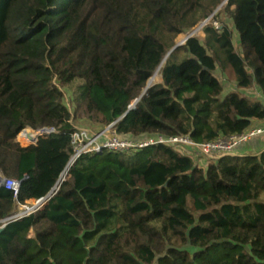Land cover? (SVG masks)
Listing matches in <instances>:
<instances>
[{"label":"trees","instance_id":"16d2710c","mask_svg":"<svg viewBox=\"0 0 264 264\" xmlns=\"http://www.w3.org/2000/svg\"><path fill=\"white\" fill-rule=\"evenodd\" d=\"M222 1L0 0V178L21 182L16 196L0 186V264H264V150L202 167L157 143L86 153L68 167L74 121L207 143L264 120L261 100L220 98L215 73L230 68L238 88L264 98V0L215 12ZM211 15L121 118L177 38ZM27 127L56 133L23 146Z\"/></svg>","mask_w":264,"mask_h":264},{"label":"built area","instance_id":"2783aa9c","mask_svg":"<svg viewBox=\"0 0 264 264\" xmlns=\"http://www.w3.org/2000/svg\"><path fill=\"white\" fill-rule=\"evenodd\" d=\"M217 26V23H215ZM112 126L106 127V129L100 132H93L85 128H75L71 134L72 145H73V155L70 159L68 167L71 166L80 156L90 152H101L104 149L108 150H118V151H128L132 149H139L146 147L151 144L163 143L167 145L177 146L187 151V153H195L202 159L216 160L222 156L236 155L235 149L240 144L248 142L250 139L263 135L264 126H251L246 131L240 134H234L230 137L219 138L215 141L207 143H198L190 139L188 136H173V137H149L146 139H135L130 137H120L115 131L111 130ZM56 133L54 128L42 127L39 129L24 128L22 129L17 138L19 141L20 134L32 135L34 139H37L44 134ZM30 144H35L31 138H29ZM20 142V141H19ZM67 167V169H68ZM0 186L13 191L16 196L19 189V182L15 179L10 178H0ZM47 200V198H41L38 200H33L31 205H20L19 211L15 216H22L24 214L34 212L38 210L42 204ZM24 207V209L20 208Z\"/></svg>","mask_w":264,"mask_h":264},{"label":"rangeland","instance_id":"374dc122","mask_svg":"<svg viewBox=\"0 0 264 264\" xmlns=\"http://www.w3.org/2000/svg\"><path fill=\"white\" fill-rule=\"evenodd\" d=\"M220 18L224 19L225 22L230 26V28L232 29L233 33H234V41H235V44H237L238 42V36L237 34L234 32V29L231 25V21L225 16V14H221ZM211 19V18H210ZM208 19L207 22L210 20ZM206 22V23H207ZM200 24V23H199ZM198 24V25H199ZM198 25H196L192 30L196 29L198 27ZM191 30V31H192ZM190 31H188L187 33H189ZM182 34L180 35L178 38H177V41L176 42H179L181 41L182 39H184V37L186 36V34ZM194 36H197V37H200L202 38L203 37V33H202V30L201 28L199 30H197L195 33H194ZM216 75L220 78V82L224 84V91L220 94V98H222L223 96H225L227 93H230V92H237L239 93L240 95H243V93L241 92V89L240 90H236L235 88H233V83L235 81V78H234V74L232 72V70L230 68L226 69V71H221V70H216L215 71ZM161 81V77L159 75H156V78L154 79V81L151 83V84H154V83H157V82H160ZM233 88V89H231ZM240 91V92H239ZM73 124L75 125L76 128H85V129H88V130H92L93 129L95 130L94 127H91L87 124H82L80 123V125L77 123V121H74ZM106 129V128H105ZM20 141V140H19ZM21 145L23 146H26V145H29L30 143L28 144H24V142H20ZM187 153V151H185ZM184 152V153H185ZM194 153H190V155L193 156L194 159H196L199 163V166H202V167H206L209 163L212 162L211 159H206L204 160L205 158L203 157L202 159H199L200 157L195 153V151H193ZM22 209H24V207H20Z\"/></svg>","mask_w":264,"mask_h":264},{"label":"crops","instance_id":"0c3cea01","mask_svg":"<svg viewBox=\"0 0 264 264\" xmlns=\"http://www.w3.org/2000/svg\"><path fill=\"white\" fill-rule=\"evenodd\" d=\"M223 86H224V84H223ZM232 87L235 88L236 90L241 89V92L243 93L244 96H248V97H251L254 99H259L264 103V98L262 97L260 91L256 87L253 86L250 88H238L235 84V81H234ZM233 88H231V89H233ZM253 126H264V120L253 121L252 127ZM263 150H264V134L257 136V137H254V138L250 139L248 142L240 144L238 147H236L235 154L240 155V156L256 155V154H259ZM32 201H30V203Z\"/></svg>","mask_w":264,"mask_h":264},{"label":"water","instance_id":"95a60500","mask_svg":"<svg viewBox=\"0 0 264 264\" xmlns=\"http://www.w3.org/2000/svg\"><path fill=\"white\" fill-rule=\"evenodd\" d=\"M226 1H227V0H223V1L221 2V4L217 7V9L215 10V12H216L217 10H219L220 7H221ZM215 12H214V13H215ZM214 13H213V14H214ZM213 14H212V15H213ZM212 15H211L208 19H210V18L212 17ZM208 19H206V20H204L203 22H201V23L198 25V27H197L196 29H194V30L190 31L189 33H187L186 36L184 37V39H182L181 41L177 42V43H176V44H175V45H174V46L168 51V53L166 54V56L164 57V59L162 60V62L160 63V65L158 66V68L156 69V71L154 72V74H155L156 72H158V70H159L160 66L162 65L163 61L165 60V58H166V57H167L172 51H174L177 47H179V46H181L182 44H184L185 41H186L188 38L193 37V36H194V33H195L197 30H199L200 28H202V27L206 24V22H207ZM154 74H153V75H154ZM148 81H149V80H148ZM149 87H150V84L147 82L146 88H145V90L143 91L142 95H141L138 99H136L132 105L129 106L128 110L126 111V113H125L121 118H123L124 116H126V114H127L130 110H132V109L135 108L136 103L139 101V99H140L141 97H143V96L146 94L147 89H148ZM121 118H120V119H121ZM112 125H113V124H111L110 126H112ZM29 137H30L34 142H36L37 139H34V137H33L32 135H29ZM66 171H67V169L65 170V172L63 173V175H65ZM20 183H21V182H19V185H20ZM59 183H60V182L58 181V183L56 184V186L54 187V189L57 188V187L59 186ZM54 189H53V190H54ZM53 190H52V191H51L46 197H44V198H48V197L51 195V193L53 192ZM4 226H5V225H2V226L0 227V233H1L2 229L4 228Z\"/></svg>","mask_w":264,"mask_h":264},{"label":"bare ground","instance_id":"6f19581e","mask_svg":"<svg viewBox=\"0 0 264 264\" xmlns=\"http://www.w3.org/2000/svg\"><path fill=\"white\" fill-rule=\"evenodd\" d=\"M159 71V70H158ZM156 75H158V72H156L148 81V83L151 85V83L154 81V79L156 78ZM30 138V137H29ZM28 137H26V134H20L19 135V140L20 142H24V144H28L30 143V140H29ZM65 172V171H64Z\"/></svg>","mask_w":264,"mask_h":264}]
</instances>
